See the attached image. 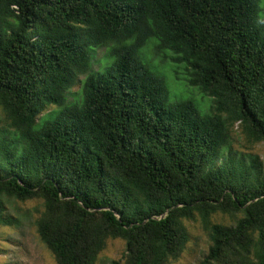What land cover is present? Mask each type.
Segmentation results:
<instances>
[{
  "label": "trees",
  "instance_id": "1",
  "mask_svg": "<svg viewBox=\"0 0 264 264\" xmlns=\"http://www.w3.org/2000/svg\"><path fill=\"white\" fill-rule=\"evenodd\" d=\"M261 9L0 0V226L15 223L6 198L38 197L34 225L57 264H97L111 239L124 241L125 264H170L197 221L211 243L200 264H264ZM151 40L211 98L207 112L170 99L141 53ZM100 48L111 62L95 70ZM237 132L251 151L234 147Z\"/></svg>",
  "mask_w": 264,
  "mask_h": 264
},
{
  "label": "rangeland",
  "instance_id": "2",
  "mask_svg": "<svg viewBox=\"0 0 264 264\" xmlns=\"http://www.w3.org/2000/svg\"><path fill=\"white\" fill-rule=\"evenodd\" d=\"M262 13L264 14V0H262ZM156 41L151 40L141 50L142 55L155 75L165 79L170 92L171 100H191L195 103L201 113H205L212 105V100L198 89L192 87L188 82V71L183 65H177L172 61V53L169 51L159 52L155 50ZM106 48H100L95 52L93 68L99 70L104 64H109ZM84 77H81L83 79ZM80 86L77 84L68 94L69 101L78 97ZM54 110L52 107L47 113ZM42 114L43 116L46 115ZM237 129V127H236ZM238 141L234 147L239 150L248 151L250 147L237 132ZM249 148V149H247ZM251 151V150H250ZM254 152L258 153L264 160V145L254 146ZM43 211V200L36 197L27 201L8 199L5 201V214L13 217L15 223L11 226H0V264H57L53 254L41 242L34 221ZM213 221L231 225L233 219L228 215H218ZM190 240L181 256L170 264H200L208 254L210 240L203 230L199 221L186 222ZM125 243L121 239H111L107 242L105 249L100 253L97 264H125L123 254Z\"/></svg>",
  "mask_w": 264,
  "mask_h": 264
}]
</instances>
